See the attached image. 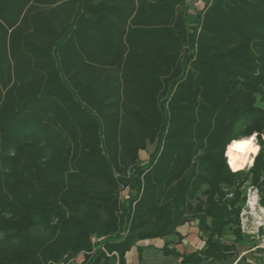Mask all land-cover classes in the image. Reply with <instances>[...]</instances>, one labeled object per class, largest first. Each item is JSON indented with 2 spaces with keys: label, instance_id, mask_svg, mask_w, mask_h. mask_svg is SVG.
Wrapping results in <instances>:
<instances>
[{
  "label": "trees",
  "instance_id": "obj_1",
  "mask_svg": "<svg viewBox=\"0 0 264 264\" xmlns=\"http://www.w3.org/2000/svg\"><path fill=\"white\" fill-rule=\"evenodd\" d=\"M187 1L0 0V264H123L200 213L204 247L163 253H236L248 186L264 207V0H210L193 30Z\"/></svg>",
  "mask_w": 264,
  "mask_h": 264
},
{
  "label": "crops",
  "instance_id": "obj_2",
  "mask_svg": "<svg viewBox=\"0 0 264 264\" xmlns=\"http://www.w3.org/2000/svg\"><path fill=\"white\" fill-rule=\"evenodd\" d=\"M209 224L210 218L204 213H200L194 220L177 227L176 231L180 234L181 239L175 236L178 240L172 242L170 247L176 248L181 254H191L202 249L207 238L204 228ZM175 237L168 236L136 242L126 253L123 264H183L182 257L163 253L166 239L173 240ZM255 238H257L256 235L244 233V240L236 245V253L231 257L223 261L204 257L200 264H264V232L259 241L254 240ZM77 260L81 264L84 255L80 254ZM115 264H121L119 259Z\"/></svg>",
  "mask_w": 264,
  "mask_h": 264
},
{
  "label": "rangeland",
  "instance_id": "obj_3",
  "mask_svg": "<svg viewBox=\"0 0 264 264\" xmlns=\"http://www.w3.org/2000/svg\"><path fill=\"white\" fill-rule=\"evenodd\" d=\"M209 2H210V0H188L186 2V7H188V24L192 30L197 26V23H198L197 13L199 11L203 10L208 5ZM252 136L244 137V138H251ZM255 140L257 142V136H256ZM257 144H258V142H257ZM229 145L227 146L226 151H225V161L226 162H227V155L226 154H227V150H228ZM154 147H155L154 144H149L147 149L141 150L139 152V156H140L142 163H146L149 161L150 155L154 151ZM231 155H232V153L230 152V157H231ZM238 163L242 169H248L252 166V165L244 166L242 164V161H238ZM233 167H234V165H233ZM229 168L231 169V167H229ZM246 195H247V201H246L245 208L242 212V230L244 233L248 232V233H250V235H254V236L256 235L257 238H255L254 240L259 241L260 238H262V233L260 232V230L261 229L264 230V207L261 208L262 206L260 205L261 194L254 187L248 186ZM121 196H122V198H124V197L128 198L130 196V191L128 189H124L122 191ZM254 196L257 197L256 199L258 201H256L257 203L255 206H251L250 200ZM173 237H175V236H173ZM177 240L178 239L175 237V238H173V240L166 239L165 242H171L172 243V242H176ZM77 258L72 259L70 262H68L66 264H79Z\"/></svg>",
  "mask_w": 264,
  "mask_h": 264
},
{
  "label": "clouds",
  "instance_id": "obj_4",
  "mask_svg": "<svg viewBox=\"0 0 264 264\" xmlns=\"http://www.w3.org/2000/svg\"><path fill=\"white\" fill-rule=\"evenodd\" d=\"M256 134H253L251 138H242L240 142L233 141L230 146V152L234 153L231 155V162L236 163L237 161L247 160L248 153L258 154L260 151L259 145L255 144Z\"/></svg>",
  "mask_w": 264,
  "mask_h": 264
},
{
  "label": "bare ground",
  "instance_id": "obj_5",
  "mask_svg": "<svg viewBox=\"0 0 264 264\" xmlns=\"http://www.w3.org/2000/svg\"><path fill=\"white\" fill-rule=\"evenodd\" d=\"M254 143L257 144L256 140L254 141ZM233 154L234 153H232V155ZM254 155H256V154H254V153H248L247 154V160L242 161V164L244 166H246V165H252L253 162H254ZM256 198H257L256 196H254V197L251 198V200H250V205L251 206H255L256 205V203H257L256 201H258Z\"/></svg>",
  "mask_w": 264,
  "mask_h": 264
}]
</instances>
